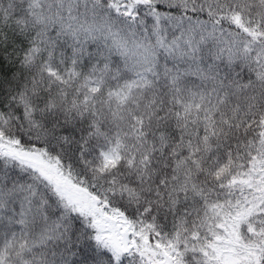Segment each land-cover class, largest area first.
<instances>
[{
    "label": "snow or ice",
    "instance_id": "6c2138e0",
    "mask_svg": "<svg viewBox=\"0 0 264 264\" xmlns=\"http://www.w3.org/2000/svg\"><path fill=\"white\" fill-rule=\"evenodd\" d=\"M0 264H264V0H0Z\"/></svg>",
    "mask_w": 264,
    "mask_h": 264
}]
</instances>
